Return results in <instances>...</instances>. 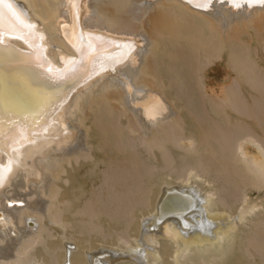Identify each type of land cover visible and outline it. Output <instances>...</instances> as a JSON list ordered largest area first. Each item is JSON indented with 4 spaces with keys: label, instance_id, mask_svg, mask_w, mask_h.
Wrapping results in <instances>:
<instances>
[{
    "label": "bare ground",
    "instance_id": "1",
    "mask_svg": "<svg viewBox=\"0 0 264 264\" xmlns=\"http://www.w3.org/2000/svg\"><path fill=\"white\" fill-rule=\"evenodd\" d=\"M99 2L100 0H39L41 9L36 7L32 0H0V264L214 263L227 252L229 255L232 253L228 249L235 244L237 236L241 235L247 225H252L250 223L259 212H253V208L243 204L232 213L225 210L226 207L222 209L214 199L216 193L213 189L205 187L204 184H208V181H202L204 178L196 174L189 173L184 182L165 181L164 184H160L156 195L153 193L154 198L151 197L152 191L145 195L144 199L142 197L144 201L141 203L139 198L140 205L137 204L139 206L136 209H134L136 205L130 207V197L129 199L127 197L130 191L127 192L128 189L126 193L123 191L126 198L123 192H121L123 195L120 193L126 203H129L127 205L122 199L124 202L121 204L125 205L122 204L121 207L116 202L119 204L117 209L122 213L117 214L123 215L121 218L124 221L116 224L110 220L108 223L112 230L125 231L123 233L125 237L131 239L139 236L141 219L158 209L157 216L150 223L151 226L143 224L146 234L144 240L140 241V249L141 253L148 257L147 261L143 255L140 259L133 254L111 255L108 252H100V249L112 250L118 246V238H113L115 237L113 233V237L106 233L102 234L104 238L107 235L111 237L107 240H101L96 236L89 237L88 233L83 235L84 230L80 231L82 235L73 236L75 233L72 234L71 230L74 227L69 223L75 219L70 220L74 214L70 216L69 206L59 207L62 213L54 219L63 224L60 232L53 231L48 225H38L41 215L39 212H31V208L29 212V206L40 204L38 203L40 199L45 201L42 197L46 195L56 196L57 203L61 205L65 201L72 202L85 191L84 183L90 180V177L85 176L89 164L70 163L69 159L77 158L75 153L80 147L81 136L84 134L83 127L88 128L86 134H89L90 139L87 141L94 145L95 158L98 156L101 145L95 137L97 135L95 128V132L91 129V119L86 120L82 116L79 121L75 117L77 115L75 109L81 107L78 103H82V97L85 98V95L87 97L90 90L104 87L103 91H100L101 88L98 91L96 89L97 92L100 91L98 95H105L99 98L100 102L105 103L108 100L107 104L98 106L100 120H104L105 125L101 128H105L104 133L117 143L127 138L129 132L130 139L136 140L135 127L158 130L176 114L172 107L181 112L188 125L190 120L187 119V112L185 113L184 108L180 106L176 99L178 96L175 95L186 86L187 79L190 81L193 75H196L194 56L199 52L205 53L209 59L213 58V61H210L213 67L210 65L211 68L208 67L204 72L205 88L215 95L216 90L219 93L223 92L226 83H223V87L221 81L238 80L239 94H242L241 98L239 95L238 97L245 100L249 93L246 86L250 85L245 84L247 81L244 79L246 74L242 72L244 59L241 58V54L245 53L254 58L255 48L260 52L264 49L262 47L264 39L261 45L253 35L248 33L239 35L241 40L238 41L246 48L245 52L241 50L242 53L241 48L238 49L239 44H236L238 41L227 38V35L222 36L218 30L222 27L218 28L215 24L218 22L217 19L222 24L242 21L254 11L256 13L264 9V0H116V3L109 1L113 5L112 7L110 5L112 9L118 2L119 6L128 5L132 9L134 5L141 11L151 10L147 8L155 3L154 6L159 8V12L156 10L158 13L152 18L150 26V32L152 35L155 34V40L143 36L137 27L130 29L131 23L123 22L125 19L119 21L118 18V20L114 18L111 11H116L117 6L110 10L107 6L110 3L106 4L104 0L105 4L100 5ZM120 13L118 12L119 16H116L122 18L123 15ZM212 18H215V21ZM261 54L264 55L263 52ZM233 63L236 65V71L232 69ZM96 91L91 92L94 94ZM55 101L54 106H47ZM97 105V102H93L89 106ZM30 111L40 116V122L32 123L30 115L27 114ZM78 113L80 114V111ZM128 123L130 131L127 132ZM189 127L191 126L188 125V129ZM185 132L189 134L188 131ZM188 136L185 137V141L188 147H193V138ZM148 140L153 141L152 138L143 141L147 143ZM255 143L254 146L251 144V147H255L256 144L259 146L258 151L254 149L257 151H254L256 158L254 155H247V152L244 153V149L240 150L239 147L238 160L246 170L249 181L264 190V163L260 162L264 160V148L259 144L260 141ZM200 151L202 153V148ZM175 155L176 153L174 157ZM181 156L180 154L179 157ZM179 157L176 158L180 159ZM60 158L67 159V163L63 172L61 171L63 175L59 174L60 177L55 179L60 183L55 184L58 191L53 195L49 190V185L52 184L50 177L53 181L56 176L52 175L50 165L53 166L51 163ZM154 158L156 160V157ZM132 161L130 160V163ZM160 161L155 162L158 165ZM144 166L149 167L145 164ZM135 169H137L135 165L130 164V175L137 173ZM165 176L169 177V174ZM171 186L177 188L165 190ZM71 205L74 207L73 203ZM55 210L57 209L53 211ZM194 213L202 217L197 224V221L194 223L191 218H186L187 215L192 216ZM175 219L180 220L178 225L180 232L172 228ZM79 223L77 224L80 226ZM68 224L72 227L70 231L66 228ZM96 227L94 225V228ZM95 231L91 233L95 235ZM149 231H155V234L147 235ZM101 233L103 232L99 233V237H102ZM255 250L257 252V249ZM238 252L236 250V257L240 256ZM247 252L244 251L242 254ZM248 254L250 256V253ZM244 261L243 258L242 264Z\"/></svg>",
    "mask_w": 264,
    "mask_h": 264
},
{
    "label": "rangeland",
    "instance_id": "2",
    "mask_svg": "<svg viewBox=\"0 0 264 264\" xmlns=\"http://www.w3.org/2000/svg\"><path fill=\"white\" fill-rule=\"evenodd\" d=\"M103 1L100 0L99 2L100 5L105 4L103 3ZM109 1L111 2L114 1L112 3H116V0H105L106 4L110 3L109 5H107L109 6L110 10L115 9L117 6L118 8V9L116 8L117 12L114 10L113 12L111 11L112 15L114 14V18L115 17L116 19L118 18L119 21H121V19H125V21L123 20L122 21L128 22L129 24L131 23L129 26L131 27L130 29L137 27L138 32L140 31V33L142 32L144 34L143 35L141 33L143 36L146 35L145 37H151L152 40H155L156 38L155 34L153 33L154 35H152V32H150V29H151L150 26L153 20L152 18L155 17L154 15L159 12V8L154 6L155 3H152L154 4L153 5L154 7L152 6L153 9L152 7H148L147 9H151V10L141 11V9H139L137 6H134V5H133L134 8L132 9L128 5H127L128 8L126 5L120 4L119 6L118 2H117V5L114 6L112 9L111 7L113 5H111V2ZM32 2L36 7L41 8L39 7L40 6L39 0H32ZM124 6L128 10H126ZM135 9H138V11ZM122 10H124V12L125 11L127 12L124 13ZM154 10L155 11L157 10L158 12L157 11L154 12ZM41 12H44V11L41 10ZM118 12L119 13L121 12L120 14H122L123 16L122 15L120 16H122V18L118 17L119 16L117 14ZM253 13L250 14L247 18L242 19V21L238 20V22L236 21H233L230 23L227 22L226 23L227 25H226V24H222V22H220V20L217 19L216 22L218 21L217 22L218 25L215 24L216 22L214 24L218 28L219 26L222 27L221 29L219 28L218 30L222 36L224 35V37H226L227 35V38H233L237 42L238 40H241L239 39L240 38L239 35L248 33L249 35L255 36L254 38L256 39V41H258L261 45H263L264 42L262 41L264 39V9L256 11V13L254 14ZM144 14L147 15L145 18H144L145 16ZM124 15H126V18H124ZM212 20L215 21V18L214 19L212 18ZM233 33L235 35H233ZM236 34H238V37H236L237 36ZM240 42L238 41L236 44L237 45L239 44L238 49L241 48L240 52H242L241 50L242 49L244 50L246 48L243 47L244 46L243 43L241 44ZM262 47L264 48V45ZM262 50L261 52L264 53V49ZM253 52L255 54L254 58L246 55L243 52H242L243 54H241L242 55L241 58L244 59L242 72L246 74L244 79H245V82L247 81L245 83L243 80V82L245 84L250 85L251 87L250 88L249 86L245 85L246 88H248L249 93H251V94L248 93L246 95L247 98L245 100L240 99L242 94H239L240 85H239V82H237L238 80L236 81L234 79H231L230 81L227 80L226 82L221 81L220 83L222 84V86H223V83H226L224 84L225 87L223 86L224 89H222V91L224 92V93L222 92L223 94L219 93V91L216 90L217 93L215 91V95H214L213 92L211 93L210 90H207L204 85L206 80H205V77L203 76H205L204 72H206L208 67L209 68L213 67V65L210 63V61H213V58L209 59L208 56L205 55V53H201V52H199L198 54L196 53L197 54L195 55L196 57L194 56L195 71L197 70L196 75L195 76L193 75L190 81L189 79H187L186 86L183 87L182 90L180 92H177L178 94L175 95V97L178 96L176 97V99L179 101L180 106L184 108L185 113L187 112L186 114L187 119L190 120V122L188 120L189 122L188 125L191 126L189 127V129H188L187 123L183 119V115L181 114V112L177 111L176 109H173L172 107V110L175 111L176 114H174V116L170 119L171 120L170 122L163 125L158 130H153V129L146 130L140 127H135V136H137L136 140L130 139V132H129L128 134L129 136L127 135V138L125 139L123 138V134H121V137L123 139L119 140V142L117 143L116 141L112 139V137L108 136L107 133H104L106 132L105 128H101L102 125L103 127L105 125L103 124L104 120L102 121L100 120L101 113H99L98 111V106H100V104H104V105L107 104L108 100L105 103L100 102L99 98L104 97L105 95L104 94L98 95V94H100L99 93L100 91L105 90L104 87L103 89L101 87H99L98 89L97 88L93 89L95 91L97 89L98 91L101 88L99 92L96 91L94 94L91 92L93 90H90L89 93H87V97L86 95H85V98L84 96L82 97V103L81 104L78 103L79 106L80 105L81 107L83 105L84 106L82 108L80 107L79 109L78 108L75 109L76 111L75 114L78 115V116L75 115V117H77L79 121L81 120L80 118H82V116H83V119H86V120H88V118L91 119L92 121L91 129H93L94 131V128H95L96 132L95 131L94 132L97 134L95 137L98 139L101 146L97 153L98 156L95 158L94 147H93L94 145H91L89 143V140L87 141V139L89 138L88 137L89 134L88 135L86 134L88 128L83 127L84 134H82L81 136L80 147H78L75 153V156L77 158H70L69 162L75 163V164H79V162L82 164H89L88 165L89 172L86 171L85 176L90 177V180L92 179V181L87 180L86 183H84V186L86 187L85 191L81 193L80 197L73 199L74 201L72 200V202L65 201L60 205L57 203L56 196L54 197V196L46 195L45 197H42V198H45V201L43 199H40V201L38 202L41 204V207H40V204L34 205L35 207L32 206L33 208L29 206V212L32 209L31 212H34V213L39 212V214L41 215V217L39 218V222H37L38 225H48L49 228L51 227L50 229H52L53 231L60 232L62 230L63 224L62 222L56 221L54 219H56V217H59L62 213V211L59 210L60 209L59 207L62 208V205L63 207L69 206L68 208L71 207L70 216L71 215L73 216L74 214L73 218L70 217L71 218L70 220L72 221L75 219L74 221H72L73 223L70 222L69 224H72L71 226L74 227L73 229L75 231H73V229L71 230L72 227L69 224H68V227L66 228H68L69 231L71 230L72 234L75 233V235L73 234V236H79L81 234L80 231H83V230H84L83 235H86L88 233L89 235L87 236L89 237L96 236L100 238L101 240L102 239L107 240V238L110 239L111 237L115 236L113 238H116V237L118 238L119 247L117 246L116 248H113L112 250L108 248H103V249H100L99 251L108 252L111 255L113 254L115 255L118 253H122V254L124 253L127 255L133 254V255H136V257L142 259L141 256L143 255V253H141L140 241L144 240L143 237H144V234H146L143 230V224H149L151 226L150 223H152L155 216H157L158 211L156 210L158 209L152 211L149 215L141 219L142 221L141 228L139 229L140 231L138 232L139 236L131 238L132 240L128 237H125L126 235L123 234L125 231L123 232L119 231L120 230L118 229L119 227L116 228L118 230H112L110 228V225H109L110 223H108V221L111 220L112 222H115L116 224L122 223V221H124L122 220L123 215H119L122 213H120L119 209L117 208H119V204L121 207H123L122 206L123 203L121 204V202L123 200L125 201L124 198H126V194H125L126 189H128L127 192L130 191V193L128 192L129 195L127 193L128 199L130 197L129 199L130 202L129 201L127 202L130 203V207H132L131 205L133 206L136 205V207L134 208L136 209L140 205L142 200L145 198L144 197L145 195H147L151 191H152L151 192L152 194L154 193L156 195L157 189L159 188L160 184H164L165 181L166 182H171V181L184 182L183 180L186 177H188L189 173H192V175L196 174L200 178H204L202 179V181L204 180L208 181V184L206 183L204 185L206 188L213 189V191L216 193L214 195V199L219 205H221L220 207L222 209L226 207L225 210L227 211L230 210L231 212L230 211L229 212L232 213L234 210L237 209V207L240 204H243L244 206L248 208H253V212H259V214L257 213V216H256L257 218L256 217L253 218V220L255 221L253 222L252 220V222L250 223L252 225L250 226L247 225L248 228L246 227V229L243 230L241 235L239 234L237 236L236 238L237 242L235 241V244L232 245L231 249H228V251L231 250L232 253L229 255V253L227 252V254L229 255L228 257L226 256L227 255L226 254L224 257L222 256L221 258L217 259L218 261L217 260L215 261L217 263L213 261L214 263L211 262L209 264H220V263L221 264H228V263L229 264H242L243 258L245 260L244 264H264V259H263L264 258V246H263L264 245V222L262 221L264 220L263 219L264 217L261 214V211L264 209V190L261 189L254 182L249 181L246 170L244 169L242 163L238 160V148L239 147L241 148L240 150L244 149L243 150L244 153L247 152L246 153L247 155L249 156L254 155V157L256 156V153L254 154V151L257 152L258 147H259L256 144L257 142L259 143L260 141L259 144L261 145L262 148H264V142H262L264 141V55L261 54L258 48H255ZM196 66L198 68H196ZM231 66L233 67L232 68L233 70L236 68V65L234 63ZM179 94L181 95L180 98H179ZM238 95L240 98L238 97ZM88 97L91 100H89ZM180 100L183 102H181ZM93 102L94 103L97 102L98 105L89 106ZM169 104L173 106L171 102H169ZM78 111H80V114L78 113ZM184 123H186L187 128H185L186 125ZM126 128H127V132L128 130L130 131L129 123L127 124ZM185 131H188L190 135L188 133L185 134L186 133ZM186 135L187 136L189 135L188 137H191V139L193 138L192 140L194 141L193 147L189 146L190 149L188 147L187 142L185 141L186 139L185 137H187ZM164 136L167 138L164 139L165 138ZM150 138H152L153 141L148 140L147 143L143 141L145 139H150ZM252 140L254 143L256 142L255 144L257 146L255 145V147H251L252 145L254 146V143H252ZM249 147H251L250 148L251 152L253 150L252 153L248 152L250 151ZM201 148H202V153L200 151ZM254 149H257V151ZM203 151H205L206 153H204ZM175 153L176 155L174 157ZM178 154L179 156L181 154L183 157L182 156L179 157ZM203 156L205 159L203 158ZM154 157H156V160H154L155 159ZM157 157L159 159H157ZM176 157H179L180 159H177ZM66 160L67 159L65 158L64 159L60 158V160H56L51 163L53 165V166L50 165L52 175L56 176V177L54 176L55 177L54 180L60 177V175L61 176L63 175L61 173L63 172L64 167L66 166V163H67ZM130 160L131 161L135 160V161H132L130 163ZM137 160H138V163H136ZM155 161L156 162L160 161V163H158L159 166L157 165ZM260 162L264 163V160ZM130 164L135 165V167L139 169V171L135 169L134 171L137 173L130 175ZM144 164L149 167L144 166ZM226 169H227V172H225ZM160 174L161 175L164 174V176L163 175L159 176ZM165 174H169V177H166ZM50 179H51L50 184L51 183L52 184L49 185V188H50L49 190L51 194L55 195V191L56 192L58 191V189H56L55 186L59 184L60 182H57L55 180V183H54V180L52 181L51 177ZM130 181L134 183L131 184ZM194 186L196 187L197 185H194ZM170 188L174 189V188H177V186H171L169 188L166 187L165 190L169 191L171 190ZM47 191H48V186H47ZM53 191L54 193H52ZM121 192L124 193L125 195L124 198L122 196L123 193ZM120 193L122 195H120ZM143 193H146V194L143 195ZM154 194L153 196H151L152 198L155 197ZM96 197H98V199ZM139 198H141L140 203H139ZM47 200L49 204H47ZM93 201L95 203H93ZM116 202H118L119 204ZM72 203L74 204V207H72L71 205ZM125 203L123 205H125ZM129 203L128 204L126 203V204L129 205ZM42 204H43V207H42ZM46 206L48 207L47 209L45 208ZM115 207L118 210V212L116 211V209H113ZM34 208L36 211L34 210ZM36 208L39 210H37ZM54 209H57V210L53 211ZM47 211H49L50 213ZM114 211L116 213H114ZM132 213H134V211ZM115 214L118 216L117 217L118 219L116 218ZM133 215L132 217H134ZM101 218L104 222L101 221ZM186 218L188 219L191 218L194 221V223L197 221L196 222L197 224L201 220L202 217L199 216L197 213H194L192 214V216L187 215ZM76 219H77V222H75ZM78 219L82 222V224L81 222L79 223ZM82 219L83 221L86 220L85 221L86 223L83 222ZM104 219H106L107 222ZM114 219H117L116 220L117 222ZM174 221L175 222H173L172 224V226L173 225L174 226L172 228H174L177 232H180V228L178 227V225L180 224V220L175 219ZM259 221L260 222L262 221V223H259ZM94 222L96 223L94 224ZM77 223H79L80 226ZM76 224L78 225V227ZM92 224H94L95 227L101 226V228H98V227L96 228H98L97 231H99V233L101 231L103 232L101 233V236L103 238L99 237V233L95 231L96 228H94V225ZM82 225L84 226L82 227ZM99 229H102V230H99ZM91 231L92 233L95 231V235L92 234ZM249 231L251 232L253 231V233L250 232L248 234L247 232ZM96 233L98 235H96ZM105 233L110 235L111 237L107 235L105 236L106 238H104L103 235H106ZM120 234L121 235L123 234V235L119 236ZM153 234H155V231H149L147 233V235H153ZM240 236L241 238H239ZM244 245L245 246L247 245V247L245 248ZM235 249L237 250V252L242 250L241 252H238V255L240 254V256L236 257L237 254H236ZM246 249L249 251L247 252ZM255 249H257V252ZM244 251L247 253L243 255L242 253H244ZM251 252L253 253V255H251ZM258 252H260L261 254ZM248 253H250V256ZM247 254L248 256H246ZM258 254L259 255L263 254V256L260 257ZM144 256L145 255H143V258L144 259L146 258L145 260L147 261L148 257L146 256L144 257ZM239 257H242V258H239ZM224 258L225 259L227 258V259L225 260ZM235 258L236 260L239 259L237 260L238 262H236ZM230 259L231 261H229ZM145 264L147 263L145 262Z\"/></svg>",
    "mask_w": 264,
    "mask_h": 264
},
{
    "label": "water",
    "instance_id": "3",
    "mask_svg": "<svg viewBox=\"0 0 264 264\" xmlns=\"http://www.w3.org/2000/svg\"><path fill=\"white\" fill-rule=\"evenodd\" d=\"M58 103V102H57ZM56 104V101L54 102V103H52V104H48L47 106H54ZM48 111V110H47ZM46 111V112H47ZM27 114H29L30 115V120H32V123L33 124H35V123H38V122H40L39 121V119H40V116L36 113V112H32V111H30V112H28ZM45 116H46V114H45ZM187 213V212H186Z\"/></svg>",
    "mask_w": 264,
    "mask_h": 264
}]
</instances>
